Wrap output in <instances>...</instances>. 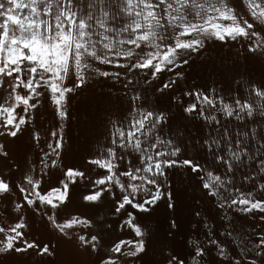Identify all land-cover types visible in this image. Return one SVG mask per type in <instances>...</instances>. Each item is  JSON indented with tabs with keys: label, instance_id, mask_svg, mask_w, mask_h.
<instances>
[{
	"label": "snow or ice",
	"instance_id": "snow-or-ice-1",
	"mask_svg": "<svg viewBox=\"0 0 264 264\" xmlns=\"http://www.w3.org/2000/svg\"><path fill=\"white\" fill-rule=\"evenodd\" d=\"M212 45L239 48L212 62L211 87L188 85ZM90 80L110 82L101 130L69 163L68 94ZM0 139V257L264 264V0H0ZM181 174L204 235L177 252ZM37 217L57 245L29 238Z\"/></svg>",
	"mask_w": 264,
	"mask_h": 264
},
{
	"label": "bare ground",
	"instance_id": "bare-ground-1",
	"mask_svg": "<svg viewBox=\"0 0 264 264\" xmlns=\"http://www.w3.org/2000/svg\"><path fill=\"white\" fill-rule=\"evenodd\" d=\"M238 48L239 45H236L235 48H229L228 46L217 48L215 45H212L206 53L195 56V64L193 65L195 71L191 72L187 84L190 85L195 83L211 87L212 82L218 79L213 72L212 62L219 57L237 54ZM184 71L188 72L189 70L185 68ZM170 75L171 74L165 73L163 79H168ZM109 83H98L90 80L86 87H82L81 89H77L74 93L68 94L69 99L66 102L67 116L64 121V142L66 145L71 146V158L67 162H79L81 156H85L90 150L96 148L95 139L98 131L101 130L102 117V113L96 101L101 93L108 92ZM186 86L185 82H179V89L183 90ZM217 87H219V85H217ZM50 110V105L47 110L42 107L37 123H43L46 126L51 124L52 116L49 114ZM190 131L195 134L196 129L190 126ZM23 136L24 142H27L28 134L24 133ZM4 142V139H0V143ZM19 143L20 142H17L18 146ZM187 154L191 155V152L189 151ZM28 159H31V157L29 156ZM197 159H199V157H197ZM57 171H59V169H57ZM243 187L248 188L249 186L244 185ZM173 189H177L175 195L179 202L178 215L180 224L179 231L174 240V248L177 252H180L183 250V247H187L189 237L200 238L204 235L201 229L193 228V225L196 223L194 210H200L202 212L201 220L203 219L204 211L202 206L196 203L197 199L200 198V193L195 191L194 184L185 182L183 174H181L177 182L174 181ZM208 208L211 209V205H209ZM167 214L163 206L155 213L160 238L167 235ZM216 219L219 220V217H216ZM126 231L125 229V232ZM48 233L51 234V229H48ZM115 235L121 238H127L119 231H117ZM28 236L30 239H44L45 242L50 245H57L58 243L57 239L53 236L45 234V224H42L38 217L32 220ZM101 250L103 251V249ZM34 259L35 257L30 254L19 257L15 254H11L8 257H0V264H33ZM82 259L87 261L88 264H93V262L98 264L95 254L92 256H84Z\"/></svg>",
	"mask_w": 264,
	"mask_h": 264
}]
</instances>
